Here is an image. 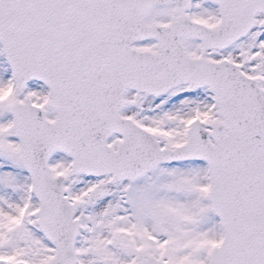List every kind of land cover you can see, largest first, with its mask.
Segmentation results:
<instances>
[{
	"label": "snow or ice",
	"instance_id": "6c2138e0",
	"mask_svg": "<svg viewBox=\"0 0 264 264\" xmlns=\"http://www.w3.org/2000/svg\"><path fill=\"white\" fill-rule=\"evenodd\" d=\"M0 264H264V0H0Z\"/></svg>",
	"mask_w": 264,
	"mask_h": 264
}]
</instances>
